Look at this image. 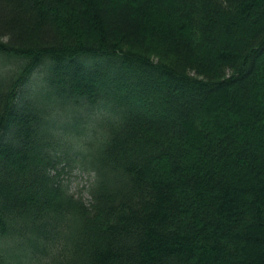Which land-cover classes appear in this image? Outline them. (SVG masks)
<instances>
[{
  "label": "trees",
  "instance_id": "obj_1",
  "mask_svg": "<svg viewBox=\"0 0 264 264\" xmlns=\"http://www.w3.org/2000/svg\"><path fill=\"white\" fill-rule=\"evenodd\" d=\"M0 55V264H264V0H0Z\"/></svg>",
  "mask_w": 264,
  "mask_h": 264
},
{
  "label": "rangeland",
  "instance_id": "obj_2",
  "mask_svg": "<svg viewBox=\"0 0 264 264\" xmlns=\"http://www.w3.org/2000/svg\"><path fill=\"white\" fill-rule=\"evenodd\" d=\"M6 63L4 56L0 55V67ZM69 188L76 195H80L84 200H87L88 194L86 187L92 179V173L75 167L68 171Z\"/></svg>",
  "mask_w": 264,
  "mask_h": 264
}]
</instances>
